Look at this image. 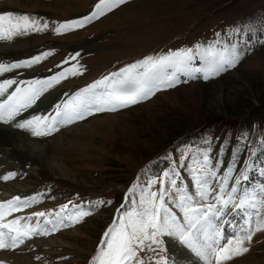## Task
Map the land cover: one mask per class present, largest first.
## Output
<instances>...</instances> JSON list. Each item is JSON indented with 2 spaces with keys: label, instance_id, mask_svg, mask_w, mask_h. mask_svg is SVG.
<instances>
[{
  "label": "rangeland",
  "instance_id": "1",
  "mask_svg": "<svg viewBox=\"0 0 264 264\" xmlns=\"http://www.w3.org/2000/svg\"><path fill=\"white\" fill-rule=\"evenodd\" d=\"M98 2L0 0V14H29L49 22L46 31L0 41V63L52 52L32 68L5 73L0 79L17 73L20 79L54 75L61 70L57 65L67 67L63 62L76 52L84 69L80 76L68 77L50 88L24 116L47 112L67 98L65 93L70 96L147 55L210 41L214 34L229 29H241L252 50L235 68L208 81L181 83L128 108L89 116L48 137L34 138L20 132L43 147L42 154L36 156L46 165V174L34 173L36 159L9 152L0 140V176L17 173L13 179L0 180V201L17 195L45 194L39 204L14 216L55 210L69 200L85 205L89 201H111L81 223L47 237H33L16 250H6L10 253L0 258L8 264H90L104 231L143 169L150 166L147 174L157 173L167 166L160 160L165 153L182 150L185 145L204 147L208 141L212 142L213 155L219 152L227 166L233 162L241 137L264 136V0H127L83 28L61 35L51 31L53 23L90 14ZM249 27L251 32L246 31ZM244 158L241 154V163ZM256 159L259 165L264 153ZM181 175L190 186L187 170ZM261 179L256 172L251 174V182ZM230 220L239 223L240 217ZM232 232L226 225L225 236ZM165 241L170 255L190 264L193 258L186 250L169 238ZM37 255L42 260H36ZM28 256L34 257L30 261ZM247 261L264 264V232L253 236L247 253L226 264Z\"/></svg>",
  "mask_w": 264,
  "mask_h": 264
},
{
  "label": "snow or ice",
  "instance_id": "2",
  "mask_svg": "<svg viewBox=\"0 0 264 264\" xmlns=\"http://www.w3.org/2000/svg\"><path fill=\"white\" fill-rule=\"evenodd\" d=\"M126 2L99 0L90 14L53 23L51 31L61 35L83 28ZM48 29L49 22L36 16L0 14V41ZM246 31L251 32L252 28ZM251 50L252 45L241 29H229L214 34L210 41L147 55L70 96L65 93L67 98L47 112L24 116L50 88L83 73V66L77 60L80 54L76 52L63 62L67 67L57 65L61 70L54 75L20 79L17 73L15 77L0 79V126L34 138L48 137L89 116L128 108L181 83L216 78L235 68ZM51 54L43 51L29 59L0 63V77L32 68ZM237 148L233 162L227 166L219 152L213 155L212 142L208 141L204 147L185 145L182 150L165 153L160 160L167 166L157 173L148 175L150 166L143 169L127 190L115 219L104 231L90 264H186L185 260L169 254L165 238L190 254L193 258L190 264H226L247 253L253 236L264 232V161L258 165L256 159L264 153V136L241 137ZM220 150L223 151V146ZM241 154L245 155L243 163ZM185 170L190 186L181 175ZM253 172L262 179L251 182ZM16 175L8 172L0 180L8 181ZM44 196V193L24 198L17 195L0 201V250H16L33 237H47L72 227L97 208L111 204V201L97 200L85 205L69 200L55 210L13 215L39 204ZM232 216H239V223L230 220ZM226 225L233 229L227 237ZM35 259L42 260V257L37 255ZM0 264L5 261L0 260Z\"/></svg>",
  "mask_w": 264,
  "mask_h": 264
},
{
  "label": "bare ground",
  "instance_id": "3",
  "mask_svg": "<svg viewBox=\"0 0 264 264\" xmlns=\"http://www.w3.org/2000/svg\"><path fill=\"white\" fill-rule=\"evenodd\" d=\"M6 53V52H3ZM0 140L4 141L7 144L6 150H8L11 153H18V154H24L23 156L28 158H34L37 160V163L35 167L32 169L34 173H38L40 175H43L46 172L44 171L46 165L43 164L39 158H37V154L40 155L43 152V147L38 145L37 141H32L29 138H27L24 134L13 130V129H5L4 127L0 126ZM8 251V250H7ZM6 250H0L1 256H6L10 252H7ZM34 256H28V259L31 261ZM247 258V257H246ZM4 258H0V260H3ZM249 260V259H246ZM243 261V260H242ZM5 264H8L5 261ZM238 264H255L252 261L247 262H241Z\"/></svg>",
  "mask_w": 264,
  "mask_h": 264
},
{
  "label": "trees",
  "instance_id": "4",
  "mask_svg": "<svg viewBox=\"0 0 264 264\" xmlns=\"http://www.w3.org/2000/svg\"><path fill=\"white\" fill-rule=\"evenodd\" d=\"M262 21V20H261Z\"/></svg>",
  "mask_w": 264,
  "mask_h": 264
}]
</instances>
